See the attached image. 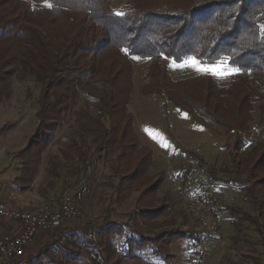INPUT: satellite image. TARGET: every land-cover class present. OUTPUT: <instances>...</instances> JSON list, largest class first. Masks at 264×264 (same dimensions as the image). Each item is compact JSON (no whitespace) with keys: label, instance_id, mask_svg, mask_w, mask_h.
<instances>
[{"label":"trees","instance_id":"1","mask_svg":"<svg viewBox=\"0 0 264 264\" xmlns=\"http://www.w3.org/2000/svg\"><path fill=\"white\" fill-rule=\"evenodd\" d=\"M119 1L131 4L122 15L114 9ZM134 57L150 60L144 94L171 101L198 125L234 134L226 145L229 163L222 171L211 169V176L217 183L239 185L251 207L250 212L229 208L236 216L233 243L246 223L255 225L264 243V131L250 151L245 141L255 113L264 111V0H0V102L10 96L14 79L34 78L41 90L38 127L19 153L20 191L31 188L44 151L72 113L78 137L61 150L62 158L85 166L89 156L82 143L91 138L98 162L114 155L110 170L118 179L116 203L121 206L138 193L141 224L160 230L153 237H130L126 254L149 247L169 259L175 244L196 239L160 223L171 200L160 196L166 176L151 173L153 151L141 144L129 108ZM189 57L206 64L227 60L238 73L225 83L207 74L174 80L164 58L183 62ZM81 95L95 114L73 110ZM177 147L203 164L194 152ZM52 164L48 185L56 190L66 180L60 166ZM124 232L121 223H106L90 238L75 232L60 251L63 257L50 261H78L73 245L109 249L112 237Z\"/></svg>","mask_w":264,"mask_h":264},{"label":"rangeland","instance_id":"2","mask_svg":"<svg viewBox=\"0 0 264 264\" xmlns=\"http://www.w3.org/2000/svg\"><path fill=\"white\" fill-rule=\"evenodd\" d=\"M130 8L131 4L126 1L114 3V9L118 13H124ZM192 58L194 57H189L183 62L164 58L174 80L207 74L212 75L218 82L225 83L234 74L229 75L223 72V69L227 67L229 70H236L227 60L206 64L194 58L199 62L200 69L216 68L223 73V75H213L211 72L200 71L197 67L185 63ZM132 60L134 92L129 108L134 115L135 127L139 132L137 133L143 140L142 142L140 139L141 144L148 145L147 147L153 151L155 167L151 169V173L155 175L163 172L166 176L160 196L166 194L171 200V208L160 219V223L166 225L164 229L167 230L180 229L191 234L198 232L197 224L188 212L185 200L179 196L173 183L172 177L179 175L190 191L205 194L202 196V203L211 208L213 218L218 223V233L209 243L206 256L198 258L189 253L186 250L189 240L185 239L171 248L173 256L169 259L155 255L152 248L143 255L141 252L142 259L138 261L127 259L128 255L123 252V248L127 245L123 243L126 239L137 237L140 232L142 235L153 237L160 230L152 231L151 228L142 226L137 213V193H133L121 206L116 203L115 187L118 179L112 176L110 170L114 155L98 162L91 138H87L86 142L82 143L89 156V162L85 166L81 162L69 163L62 158L61 150L70 145L73 138L78 137L77 130L72 128L75 120L72 113L54 142L43 153L38 174L42 170L44 175L33 188V193L28 194L30 204L23 205L26 203L25 198L14 196L18 188L17 167L22 164L19 153L27 147L39 124L37 112L41 90L35 79L30 77L26 80L14 79L10 96L0 102V198L8 201L13 196L16 197L14 202L19 206L18 209L22 208L21 210L40 209L50 196H57L48 185V180L53 177H50L47 169L54 162L60 166V172L64 174L66 180L60 188L59 195L64 193L75 195L80 214L66 221L61 228L38 236L30 246L27 256L18 264H57L51 262L50 258L59 261L58 259L63 257L60 251L66 250L64 245L71 234L79 232L85 238H90L95 236L97 230L106 223H121L125 226L124 236L118 235L113 242L121 255L114 254L108 263L105 261L111 253L108 248L102 251L87 247L85 244L73 245L71 249L79 253V261H68L65 264H115L118 259L121 264H264V243L255 225L246 223L238 243H233L236 230L232 222L235 221L236 216L230 209L238 207L248 212L251 210L249 203L241 198L240 186L217 183L211 176V169L222 171L229 163L226 145L234 138V134H224L214 125L212 127L198 125L191 116L181 111L171 101L157 94H144L142 87L147 82L146 75L150 68V60L140 57H134ZM73 110H88L92 114L97 112L83 95L79 97L78 104ZM263 131L264 111H258L254 115L250 131L245 134L247 150L250 151L263 139ZM177 145L182 146L184 150L194 152L203 159V164L200 165L196 158L186 155ZM225 175L222 172L219 174V176ZM89 186L90 194L80 197L82 195H79L78 189ZM209 195L213 196L210 203L204 201ZM135 225L140 227L139 230L137 229L138 232L133 230L135 234L126 229ZM151 254L154 256H150Z\"/></svg>","mask_w":264,"mask_h":264},{"label":"built area","instance_id":"3","mask_svg":"<svg viewBox=\"0 0 264 264\" xmlns=\"http://www.w3.org/2000/svg\"><path fill=\"white\" fill-rule=\"evenodd\" d=\"M172 180L179 196L185 200L188 212L196 223H200V230L195 233L196 239L189 241L186 250L198 258L205 257L209 243L218 233V223L213 218L211 208L202 203L205 194L190 191L179 175L173 176ZM207 197L204 201L210 203L213 196ZM79 214L76 198L67 193L50 196L41 211L21 210L0 198V221L19 225L14 233H0V264L22 260L38 236L61 228L66 221Z\"/></svg>","mask_w":264,"mask_h":264},{"label":"crops","instance_id":"4","mask_svg":"<svg viewBox=\"0 0 264 264\" xmlns=\"http://www.w3.org/2000/svg\"><path fill=\"white\" fill-rule=\"evenodd\" d=\"M38 113V112H37ZM3 127H5V126H3ZM138 132V131H137ZM139 133V132H138ZM140 136V135H139ZM140 139H141V137H139ZM141 141L143 142V140L141 139ZM147 145V144H146ZM148 146V145H147ZM155 161V160H154ZM20 168H21V164H19L18 165V167H17V171L19 172L18 173V175H17V177H16V179L19 177V175H20ZM43 175H44V172L41 170L40 171V173L38 174V176H37V178L35 179V181H34V183H33V185L31 186V188L30 189H28L27 191H24V192H22V191H20V189H19V187L17 188V190H16V193H15V195L14 196H16V197H18V198H25L24 200H25V202L26 203H24L23 205H29L30 204V200H28L29 198H27L29 195L28 194H30L31 192L33 193V188H35V186L40 182V180H42V177H43ZM17 183V182H16ZM60 188L61 187H59L58 189H56V190H54V194H56V195H58L60 192H61V190H60ZM78 193H79V195H82V196H80V197H86V195H88V194H90L89 192H90V186L89 187H83V188H79L78 189ZM58 193V194H57ZM81 193V194H80ZM17 194L19 195V196H17ZM75 194V193H74ZM138 194V193H137ZM12 197V199H7L8 201H9V203L12 205V206H14V207H16V208H19V206L14 202V200L16 199V197ZM74 197H75V195H74ZM76 198V197H75ZM19 205H21V204H19ZM43 206V205H42ZM41 206V207H42ZM21 207H24V206H21ZM22 209V208H21ZM39 210V209H38ZM35 211H37V210H35ZM143 226V225H142ZM144 227V226H143ZM18 228H19V225L18 224H16V223H14V222H3V221H0V233L2 234V233H14V232H16L17 230H18ZM132 230H131V229ZM145 228V227H144ZM126 229H128L129 231H132V234H135V232H133V230L135 231V230H139L140 229V227H139V225H135V226H133V227H126ZM138 230H137V232H138ZM141 231V230H140ZM153 231V230H152ZM141 233V232H140ZM124 234H125V232L123 233V236H124ZM137 236H138V234H137ZM145 236V235H144ZM116 237H118V235H116V236H114V237H112V239H111V242H110V248H109V250L108 251H110L111 253H110V255H109V257H106V259H105V261H107L108 263L110 262V261H108L112 256H114V254H117V256L118 255H121L120 253H118V249L116 248V245H114V241H116ZM120 237V236H119ZM128 237V236H127ZM126 237V238H127ZM129 239V238H128ZM124 244H126L127 243V245H126V247H124L123 248V252L126 254L127 253V247H128V240L126 239L125 240V242H123ZM147 250H150V248L149 247H147L146 249H144V250H142V251H140V252H136V254L135 255H133V256H127V259H131L132 261H138V260H140V259H142V257H141V255H140V253L142 252V255L144 254V252L145 251H147ZM120 251V250H119ZM150 256H154V254H151ZM103 259H101V261H102ZM130 260V261H131ZM79 261V260H78ZM77 262V261H76ZM15 264V263H14ZM115 264H121V261L118 259V261H116V263Z\"/></svg>","mask_w":264,"mask_h":264},{"label":"snow or ice","instance_id":"5","mask_svg":"<svg viewBox=\"0 0 264 264\" xmlns=\"http://www.w3.org/2000/svg\"><path fill=\"white\" fill-rule=\"evenodd\" d=\"M49 6H51V5H49ZM116 14L117 15H122V13H116ZM185 63L189 64L190 66L197 67L198 70H200V71L211 72L213 75H223V73L219 69H216V68L200 69L198 67L199 62L197 60H195L194 58L190 59L189 61H186ZM173 64L175 65V62H173ZM179 66L183 67L184 65H179ZM223 72H225V73H227L229 75H233V74H237L238 73V69L229 70L227 67H225L223 69Z\"/></svg>","mask_w":264,"mask_h":264},{"label":"bare ground","instance_id":"6","mask_svg":"<svg viewBox=\"0 0 264 264\" xmlns=\"http://www.w3.org/2000/svg\"><path fill=\"white\" fill-rule=\"evenodd\" d=\"M77 209H78V205H77ZM41 210H43V206L39 210H37V211H41ZM196 224H197V227H196L197 230H200V223H196ZM7 264H11V263H7Z\"/></svg>","mask_w":264,"mask_h":264}]
</instances>
